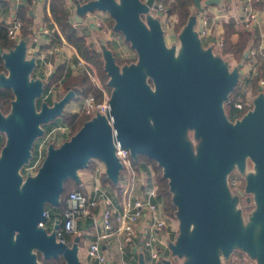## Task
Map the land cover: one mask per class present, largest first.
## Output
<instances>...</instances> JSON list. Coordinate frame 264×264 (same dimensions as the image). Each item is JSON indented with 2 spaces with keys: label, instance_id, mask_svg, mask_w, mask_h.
<instances>
[{
  "label": "water",
  "instance_id": "obj_1",
  "mask_svg": "<svg viewBox=\"0 0 264 264\" xmlns=\"http://www.w3.org/2000/svg\"><path fill=\"white\" fill-rule=\"evenodd\" d=\"M154 1L73 0L78 25L87 12H106L137 60L119 65L112 50L102 47L110 88L107 115L88 118L58 146L50 142L36 172L25 179L18 170L43 135L41 124L61 116L75 91L68 90L51 105L41 100L37 110L35 101L43 98L44 85L41 77L31 75L37 51L27 56L29 37L0 49V88L13 94L9 111H0V132L6 136L0 154V264H40L37 252L44 259L61 256L65 264H81L78 237L71 245L59 242L54 230L48 232L38 223L45 219L46 204L58 205L67 178L80 183L78 170L91 159L99 160L107 178L117 184L122 164L116 143L134 160L143 154L155 161L167 180L178 221L177 235L168 243L169 256L185 258L181 264H223L220 253L227 259L238 249L264 264V87H258L252 107L230 121L224 104L238 83L248 50L229 68L211 46L201 45L192 12L180 31L171 34L179 39L176 55L174 47L165 44L160 19L150 12ZM218 2L204 0L203 5ZM25 4L20 0L12 8ZM203 5L193 0L196 13ZM187 130L199 139L195 152ZM246 158L254 172L246 176L244 187L256 207L243 224L226 176L234 166L243 170ZM161 261L170 264L169 258ZM137 264H145L141 248Z\"/></svg>",
  "mask_w": 264,
  "mask_h": 264
},
{
  "label": "built area",
  "instance_id": "obj_2",
  "mask_svg": "<svg viewBox=\"0 0 264 264\" xmlns=\"http://www.w3.org/2000/svg\"><path fill=\"white\" fill-rule=\"evenodd\" d=\"M14 5L17 4L20 0H12ZM39 2H45L46 5L49 3L48 0H36ZM66 6L69 9L70 13V23L71 26L75 29H79L80 26L87 25L89 23L104 33H108L104 26L102 18L97 16L92 12H87L82 19L80 25H78L73 18H71V0H63ZM252 0H244V4L241 8V18L244 22V27L253 29L260 27L261 38L264 41V20L261 17L260 13L251 8ZM150 12L157 16L162 25L163 32L165 33L169 22H171L172 14H165V6L159 1L155 0ZM174 18V16H173ZM201 22H198V17H196V22L199 24L198 36L203 38L206 41V38L209 35V27L207 26V19L205 16L200 18ZM176 22L175 19L172 21V27ZM6 27L7 37L14 41L15 43L22 37L21 28L23 22L13 16L7 22H3ZM197 24V23H196ZM31 35L27 43V51L29 48L33 47L37 51V57L45 61L47 54L52 53L57 49L56 46H49L46 49H43L45 45L49 43L48 40L44 44H40V37L45 35H51L53 30L49 27H40L34 28L30 27ZM85 40L89 39V35L82 33ZM62 41L63 37L59 34ZM214 41L211 43L205 42V47L211 46L212 52L214 54H220V50L223 45V36L221 34L213 36ZM201 40V39H200ZM65 42V41H64ZM91 44V42H89ZM77 56V54H76ZM222 57L224 55H221ZM226 56V55H225ZM256 49L254 47L248 48V58L255 59ZM78 65H87L85 72L91 76L92 82L94 85L101 91L100 99H97L95 94L88 93L82 95L81 101V112L85 114L88 118H92L96 114L107 115L109 111V98H110V88L102 83L95 69L89 64L77 56ZM229 63V62H228ZM45 77V76H44ZM259 85L264 86V80H259ZM237 87H244V83L238 80L236 85ZM238 87V88H239ZM51 91V90H50ZM49 92L43 95V98L48 96ZM233 106L237 108H242L243 106L252 107V100H243L238 98L234 100ZM249 108V109H250ZM110 122V121H109ZM56 128V127H55ZM61 129L68 130L65 124L62 125ZM55 129L51 130L53 133ZM65 132V131H64ZM41 137V136H40ZM115 145V154L117 155L119 161L122 164V169H124L128 174L134 172L132 167L133 158L130 156L129 151L126 148H122L118 143ZM38 147V149H37ZM36 147V154L34 155V165H40L44 155L42 144L39 143ZM99 161V160H98ZM36 167V168H37ZM132 188V187H131ZM127 187L123 190L121 198L117 203L113 202L109 196H101L98 198L96 195H87L78 190H72L69 192L66 200V208L62 214L61 220H51L50 223V232L54 230L55 239L59 242H65L66 235L72 234L76 231L77 222L84 218H90L92 220V229H93V238L88 241L85 246L84 259H82L81 264H113L112 255L107 252L103 247L102 243L111 237H115L118 241V249L123 250L125 247H128L135 242V237L137 234V229L141 219H144L145 225H142V248L148 251V254L151 259L160 261L162 258H169L173 261H177V256H169L170 250L168 248V240H165L162 236V230L166 224L165 218L161 215L160 205L150 200L149 198L143 197H131V189ZM156 194V188L150 190L149 196H154ZM43 215L45 219L38 224L45 227V224L50 220L49 209L43 210ZM233 258L234 261H230ZM232 260V259H231ZM223 264H256L255 260L249 257L245 252L241 250H234L227 259L222 261ZM120 264H127L125 260H121Z\"/></svg>",
  "mask_w": 264,
  "mask_h": 264
},
{
  "label": "trees",
  "instance_id": "obj_3",
  "mask_svg": "<svg viewBox=\"0 0 264 264\" xmlns=\"http://www.w3.org/2000/svg\"><path fill=\"white\" fill-rule=\"evenodd\" d=\"M32 0H26V4L24 6L18 7L15 12V17L19 18L24 24L21 28V35L27 36L29 31L27 29V24L31 21L30 17L28 16V5L31 4ZM73 1V0H72ZM79 2H85L87 0H77ZM165 6V14H175L176 15V22L173 25V33H178L180 29L184 26L187 22L189 16L192 14L193 10L191 7L193 6V0H159ZM74 3V2H73ZM253 5L257 7H263L264 4L260 0H253ZM75 5V4H74ZM49 13L52 20L57 25L58 31H53L52 34L49 36V43L43 47V49L48 48L49 46H54V44L61 43V38L59 34L63 37V39L75 47L78 55L86 61L91 62V64L95 67L99 80L101 82L107 81L106 75H101L100 68L101 63L100 61V52L91 44H87L85 39L82 36L77 34L75 28L71 26L70 23V13L69 9L66 6L63 0H50L49 5ZM45 20L48 19L47 16L44 18ZM113 24V21H109ZM236 32L235 22L233 20H229L224 22L223 24V45L220 50L221 55L231 54L236 61H239L243 55V53L250 47H254L259 42V35L257 33L256 28L249 29L243 27L239 32L236 40H232L231 36L233 33ZM14 41L10 40L6 34V27L5 25L0 22V49L8 50L13 47ZM106 45L109 47V41L106 42ZM110 48V47H109ZM116 59V58H115ZM119 65L130 63L131 61H124V60H116ZM103 69V68H102ZM3 71L2 61L0 59V72ZM105 74V73H104ZM36 77V76H33ZM259 79H264V69L262 66L257 67V72L251 76V79L243 78L242 82L245 83L246 81L251 82V94L256 95L258 93V81ZM48 82L45 84V88L43 90V95L49 92L47 100L51 101L50 97V90L52 86H56V83L60 86V91L62 94L67 92L68 90L74 89L77 87L78 92L82 93L83 95L88 93L95 94L97 99H100L101 91L92 84L90 77L85 71L73 73L70 66L67 68L64 64H58L53 72L51 77H48ZM42 95V96H43ZM238 92L233 90L230 94V98L228 101L225 102L224 108L226 114L229 116L231 120L235 118V115L241 116L244 114L248 108L243 106L242 108H237L233 106V102L236 99ZM241 99L245 100V95L240 94ZM47 96V97H48ZM13 99V94L9 88H0V111L6 114L9 111L10 101ZM46 98H39L37 99L38 106L41 103V100H45ZM62 122L67 126L69 131V136L75 133L78 128L82 125V123L87 120V116L80 111H67L63 112L61 115ZM36 150V149H34ZM36 154V151L33 152ZM134 161V159H133ZM91 163L89 161L88 165ZM139 163L141 167H150L152 177L154 178L156 184V199L157 202L161 204L162 211L165 215L169 217H176L175 211L176 208L172 202L171 196L172 193L170 192L167 184V180L162 177V171L159 166H157L156 162L152 159L148 158L147 156L140 154L137 155L133 164ZM106 175V174H105ZM72 190H78L82 192V186L80 183L74 182L72 179L67 178L63 183V190L59 197V203L57 206H50L48 204L45 205L46 209H49L50 212V220H48L45 224V228L47 231L50 230V223L51 220H61L62 214L66 208V200L68 194ZM82 220V219H81ZM84 222L80 220L77 222L76 231L72 234L66 235L65 243L71 245L75 238L78 237V245H82V228L90 226L92 224V220L90 218H84ZM178 232V231H177ZM177 233L172 235V241H174ZM37 260L40 264H65L64 259L59 256L56 259H44L39 252H37Z\"/></svg>",
  "mask_w": 264,
  "mask_h": 264
},
{
  "label": "crops",
  "instance_id": "obj_4",
  "mask_svg": "<svg viewBox=\"0 0 264 264\" xmlns=\"http://www.w3.org/2000/svg\"><path fill=\"white\" fill-rule=\"evenodd\" d=\"M260 1L264 4V0H260ZM47 2L49 3L48 5L45 4L46 1L39 2L36 0H32L31 4L28 5V12H29L28 16L30 17L31 21L27 24V29L29 31V34L27 36H30L32 33L30 27H34L38 29L40 27L45 26V27H49L53 31L55 30L58 31L57 25L50 17V13H49L50 0H48ZM203 2L204 0H200L201 5H203ZM252 2L253 0L251 1V8L258 11L264 20V6L257 7L253 5ZM71 3H72L71 18H73V14L75 12V5L72 0ZM243 4H244V0H219L218 3L203 5L204 9L199 13H196L194 6L191 7L193 13L197 15L199 23L201 22L200 20L201 17L205 16L207 19V26L209 27V35L206 38L207 43L213 42L211 40L213 36H217L219 34L223 36V24L224 22H227L229 20H233L235 22L236 32L232 34L231 39L233 41L236 40L238 36V32L244 27V22L242 21L241 18V8ZM13 5L14 2L12 0H0V22L2 23L7 22L13 16H15V12L17 8L13 9L12 8ZM45 16L48 17L47 20L44 19ZM198 22L196 24L197 27L199 26ZM86 26L87 25L83 24L82 26H80L79 29H81L85 34H88L89 38L90 36L91 37L96 36L99 37V40L102 39L105 43L109 40L110 36H108L107 40H105V37L108 35V33L106 34L97 28L94 27L92 28L91 23H89L88 27ZM256 30L259 35V42L257 45L254 46V48L256 49V56L255 59L248 58L244 62L242 68L239 70V74H240L239 78L241 82L243 81L242 80L243 78L251 79V76H253L257 72L258 66H262V68L264 69V41H262L261 38L260 27H256ZM49 36L50 35L41 36L40 44L41 45L44 44L46 40L49 41L50 38ZM102 36L105 37L102 38ZM64 41H61V43L70 47L74 55H76L75 49L72 46H70L66 41L65 42ZM33 49H34L33 47L28 49L27 56L32 55ZM226 58L230 63L238 62L231 54H226ZM58 64H64V66L67 68L70 66L74 74L78 72L76 70L77 67H75L76 66L75 64L72 63L69 64L68 61L64 60L63 58L56 57L54 59L51 55L47 54L45 61L37 57V66L34 68L32 72L34 73L33 76H38L43 78V76L46 75L51 77L53 73L51 71H54L55 67ZM238 87H237L238 98L241 97L240 94H243L245 95V100L253 99L254 95L251 94V82L249 80L244 83L243 88L241 87L238 88ZM71 110L73 111L75 109H71ZM91 164L92 165H88L87 167L83 168L82 172L78 173L80 184L82 186V193L87 195H96L98 198H100L101 196H109L113 202L117 203L122 196L123 190L126 189L127 187L130 188L132 187L131 197L149 198L150 200L157 202L156 194L151 197L148 195L150 190L156 188V184L154 178L152 177L150 167H146V166L141 167L143 169L142 170L143 173L136 177L134 175L136 174L135 172H133L132 174H128L125 171L123 174L119 175L117 184H114L105 175L103 164L96 161L94 162L92 161ZM157 203L160 205L161 208V204L159 202ZM161 215L165 218L166 221L164 230H162V236L165 240H169V238H172L171 237L172 235L177 233L178 224H176L177 226L174 227L175 224L174 221L171 219L172 217L165 215L162 211V208H161ZM83 220L84 219L80 221L84 222ZM142 225H145L144 219H141L139 222V226H137L138 231L135 237V242L129 245L128 247H125L123 250L118 249V241L116 240L115 237H111L110 239L102 243V247L112 255L113 264H120L121 260H125L127 264H137L139 248L143 250L142 244L140 245L142 239V233H143ZM82 237H85L82 242L83 248L81 249L84 255L86 244L90 239L93 238V229L89 228V226L82 228ZM231 259L230 261L229 260L227 261L228 262L234 261L233 258ZM159 262L160 264H163L161 260Z\"/></svg>",
  "mask_w": 264,
  "mask_h": 264
},
{
  "label": "rangeland",
  "instance_id": "obj_5",
  "mask_svg": "<svg viewBox=\"0 0 264 264\" xmlns=\"http://www.w3.org/2000/svg\"><path fill=\"white\" fill-rule=\"evenodd\" d=\"M93 13L96 14L97 16H99L100 18H102V20L104 22V26L106 28V31H108V35L106 37L102 36V38L105 37V40H107V37L110 36V38H109L110 41L108 40L109 41V47L112 50V53L115 56L116 60H124V61L136 62V60H137L136 54L130 48L129 43L126 40H124L122 34L119 31L113 30V24H111L109 22V21L112 22V19H110L111 17L106 12L99 11V10H95V11H93ZM172 15L174 16V18H173V16L170 17L171 18V22H169L168 28H167L166 32L164 33V41H165V44H166L167 47H172V46L174 47L175 54L177 55V52H178L179 47H180V44H179V39H178L177 36H174V37L171 36V34H176V33H173L174 30H173V27H172V24H171L173 19H175V14H172ZM142 18H144V16H142ZM194 28L196 30L198 29L196 24L194 25ZM76 31H77V34L79 36H83L82 33H84V32L81 29H76ZM200 39H201V45L203 47H205V42L206 41H204V39L202 37ZM85 41H86L87 44H89V42H91V45L98 52H100V54H101L102 47L106 46V44H104L105 42L102 39L99 40V37H96V36H92V37L90 36V38L85 40ZM69 45L72 46L71 44H69ZM54 46H56L57 49L54 50L49 55H51L54 59L56 57L63 58L64 60H67L69 64L70 63L75 64L76 65L75 67H77L76 70L78 72L85 71V69L87 68V65H85V64H83V65L76 64L77 60H78L77 56H79V55H78V53H77V51H76L74 46H72V47L75 49L77 56L74 55L72 49L70 47H68L67 45L59 43V44H54ZM57 51H59V52H57ZM100 58H101L100 61H102V63H101V68H100L99 72L101 73V75H106V74H104L105 72L102 69L103 68L102 56H100ZM224 59H225V61L227 60L226 56H225ZM84 61L86 63H89L95 69V67L91 64V62L86 61V60H84ZM236 63L237 62H232V63L229 62V68H232ZM51 72H54V71H51ZM95 72L97 74L96 69H95ZM33 74L34 73H32L31 75L33 76ZM52 75H53V73H52ZM88 76L90 77V80L92 82L91 76L89 74H88ZM48 77L49 76L45 75V77L43 76V78H42L44 86L49 81ZM97 77H98V74H97ZM102 83L106 84V82H102ZM92 84L94 85V82H92ZM56 85H57V87L53 86L55 89L52 88V90H54V92H55L52 95V98L54 100H57L58 98H60V96L61 97L63 96L62 92L60 91L59 84L56 83ZM234 90H236L238 92L237 86L234 88ZM74 91H75L74 96L71 97L69 99V101L64 105L63 112L72 111L71 109H75L72 112H74V111L75 112L76 111H80L81 112V110H80L81 109V105H82L81 98H82L83 94L78 92L77 87H74ZM247 108L249 109L250 107L247 106ZM63 124L64 123L62 122L61 116H56L54 119H52V120H50V121H48L46 123L41 124L43 129H44V133H43V135L41 137H39V138H37L35 140V142L33 144V146H34L33 150L32 149L31 150L34 152L35 151L34 149L37 147V145L39 143H41L42 147L44 148L43 155H45L46 147H47V145L50 142H52L55 146H58L64 140L68 139L70 137L69 136V131L68 130H64L65 131L64 132L61 129ZM52 129H55L53 131V133H51ZM186 139L190 141L191 147L193 149V152H195L196 151V147H197L198 142H199V139H197L194 136L192 130H187L186 131ZM37 149H38V147H37ZM34 160H35V157L30 158L29 162L26 163L25 165H23L19 169V173L23 177H25L29 173L33 174V173L36 172V170L38 168L37 167L38 164L34 165ZM90 161H91V163H92V161L93 162L94 161L100 162V161H98L96 159H91ZM134 161L132 160V162H134ZM91 163L89 165H92ZM132 167H133L134 172L137 174V175L134 174L135 177L143 173L142 172L143 169L141 168L139 163H137V164L134 163ZM79 172H82V169L78 170V173ZM124 172H125V170L121 169L120 174H123ZM253 172H254L253 163H252V161L249 158H246L243 170H239V169H237L236 166H234L232 168V170L226 176V183H227V187L229 189V192L232 195V197L235 198V207L237 209L241 210L240 213H241V216H242L243 224L247 223L249 215L251 214V212L256 207V203H255V200H254V197H253L252 193L247 192L245 190V187H244L246 176L249 173H253ZM138 178H140V177H138ZM245 196L250 198V200L248 202H246V203H244L245 202V198H246ZM171 219L174 221V224H175L174 227L177 226L176 225V224H178L177 218L176 217H172ZM89 228H92V224H90ZM177 228H178V226H177ZM84 238L85 237H83V239ZM83 239H82V242H83ZM171 240H172V238H169L168 242H170ZM79 248L80 249L78 250V257H79L80 263H82V259H84V255H83V252H82L81 249L83 248V246L81 245V246H79ZM142 249L143 250H141V252L143 251V257H144V263L145 264H160L159 261L150 258L149 254H148V251L146 249H144V248H142ZM184 259L185 258H183V257H177V259H176L177 261H173V262H171L172 260L170 259V264H181L184 261ZM220 259H221V261L225 260L221 253H220Z\"/></svg>",
  "mask_w": 264,
  "mask_h": 264
},
{
  "label": "flooded vegetation",
  "instance_id": "obj_6",
  "mask_svg": "<svg viewBox=\"0 0 264 264\" xmlns=\"http://www.w3.org/2000/svg\"><path fill=\"white\" fill-rule=\"evenodd\" d=\"M223 58H225V56H223ZM54 86H55V85H54ZM259 86H260V85H259ZM262 87H264V86H262ZM43 88H45V86H44ZM52 88H54V87L52 86ZM54 89H55V88H54ZM43 90H44V89H43ZM56 92H57V91H56ZM54 93H55L54 90L51 89V91H50V94H51V97H50L51 99H50V100H51V101L47 100V98H49V96L46 97L45 101L48 103V105H51V104L53 103V100H54V99L52 98V95H53ZM60 97H61V96H60ZM229 98H230V97H229ZM229 98H228V100H229ZM58 99H59V98H58ZM228 100H227V101H228ZM35 105H36L37 110H38L39 107H40V105L38 106L37 100L35 101ZM3 114H4V113H3ZM225 114H226V112H225ZM226 116H227V118H228L230 121H234L235 118H236V117H235L233 120H231L227 114H226ZM238 117H240V116H238ZM38 138H39V137H38ZM5 142H6V136H5V134H4L3 132H0V154H1V149H2L3 145L5 144ZM33 147H34V146L32 145V150H33ZM35 149H36V148H35ZM32 150H31V157H30V158H33V157H34V154H32V153H33ZM30 158H29V159H30ZM28 162H29V160H28ZM28 162H27V163H28ZM23 165H25V164H23ZM23 165H22V166H23ZM22 166H21V167H22ZM21 167H20V168H21ZM20 168H19V169H20ZM18 173H19V170H18ZM19 174H20V173H19ZM29 174H30V173H29ZM33 174H34V173H33ZM33 174H31V175H33ZM20 175H21V174H20ZM27 175H28V174H27ZM27 175H26V176H27ZM26 176H25V177H26ZM21 177H22V179H25V177H23L22 175H21ZM252 195H253V194H252ZM245 197H246V198H245V202H244V203H246V202H248V201L250 200L249 197H247V196H245Z\"/></svg>",
  "mask_w": 264,
  "mask_h": 264
}]
</instances>
